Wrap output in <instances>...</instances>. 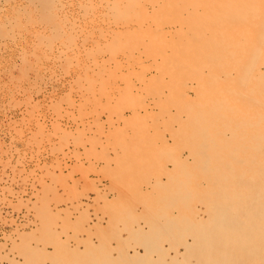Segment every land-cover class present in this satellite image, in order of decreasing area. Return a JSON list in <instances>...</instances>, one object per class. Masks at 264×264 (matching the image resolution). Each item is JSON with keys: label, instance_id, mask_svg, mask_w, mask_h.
<instances>
[{"label": "rangeland", "instance_id": "374dc122", "mask_svg": "<svg viewBox=\"0 0 264 264\" xmlns=\"http://www.w3.org/2000/svg\"><path fill=\"white\" fill-rule=\"evenodd\" d=\"M122 1L43 0L50 6L44 11L42 1L0 0V264H24L26 252L48 246L82 253L87 240L117 257L143 251L131 229H150L170 169L187 158L191 125L183 121L207 115L199 109L204 96L192 87L209 89L220 68L197 76L194 52L202 45L195 29L185 24L183 34L175 32L159 6L150 4L139 18L137 0ZM158 24L164 30H154ZM180 124L185 137L175 136ZM221 128L232 134V127ZM157 149L163 153L156 156ZM83 157L114 167L73 165ZM194 159L188 157L187 168L196 182L202 179ZM58 171L60 180L53 179ZM127 171L139 177L131 195L122 193ZM77 172L104 173L110 182L94 179L92 187L73 192ZM187 205L192 213L206 207L198 197ZM175 243L162 242L170 256Z\"/></svg>", "mask_w": 264, "mask_h": 264}, {"label": "bare ground", "instance_id": "6f19581e", "mask_svg": "<svg viewBox=\"0 0 264 264\" xmlns=\"http://www.w3.org/2000/svg\"><path fill=\"white\" fill-rule=\"evenodd\" d=\"M36 1L39 5L43 2ZM150 4L160 7L164 23L175 27V32L183 34L185 24L195 29L192 32L200 39L197 44L202 45L194 52L197 76L216 66L220 71L212 72L209 89L192 87L204 96L199 109H205L207 115L199 113L201 117L197 118L194 113L190 120L183 121L191 125L188 136L181 133L185 129L182 124L174 131L177 137L187 136L189 153L185 160H175L169 173V190L163 189L156 196L150 229H131L146 249L119 258L110 254L92 263L264 264V0H137L134 7L141 10L139 18L145 17ZM42 5L44 11L50 7L46 2ZM175 15H179L176 20ZM163 27L158 24L153 29ZM186 54L187 58L191 53ZM224 81L229 89H221ZM232 97L236 104L230 102ZM192 109L183 108L187 112ZM221 126L232 127V134L223 132ZM162 150L157 149L156 156ZM191 155L198 163L193 169L202 179L196 182L187 168ZM194 197L206 207L192 213L187 204ZM163 241L177 242L183 250L174 244L176 252L170 256ZM90 250L96 249L91 245ZM152 251L159 253L158 258Z\"/></svg>", "mask_w": 264, "mask_h": 264}, {"label": "crops", "instance_id": "0c3cea01", "mask_svg": "<svg viewBox=\"0 0 264 264\" xmlns=\"http://www.w3.org/2000/svg\"><path fill=\"white\" fill-rule=\"evenodd\" d=\"M77 134V133H76ZM81 150V149H80ZM103 149L99 148L98 151H102ZM104 151V150H103ZM113 153L109 155V158H113ZM102 157H107L106 155ZM101 157V158H102ZM85 158L83 157L80 160H77L76 158L73 159L72 163L73 165L78 164L80 161L81 163L86 164V167H88L91 163L96 166L95 168L100 170H111L114 167V162L107 160V161H100V160H84ZM129 162V161H128ZM111 163V164H109ZM130 163V162H129ZM106 174L101 173L97 174L96 177H92L91 173L85 176V172L79 177V173L72 175L71 180V188L73 192H81L83 191V188H90L92 187V181L91 180H99L102 179L105 184H109L110 179L105 178ZM61 177V172H57V174L53 177V179H59ZM82 178H87L90 181H85ZM138 174L132 173L131 171L126 173L125 175V180H130L125 187H123L122 193L125 195H131L137 192V187L136 184L133 182L134 179H138ZM82 179V180H81ZM117 193V192H116ZM85 237V236H84ZM66 237H63L65 239ZM86 238V237H85ZM93 241L96 242L97 245V240L96 238H93ZM87 243L89 245V250L79 253L75 251H69V250H64L63 252L59 251H54L52 247L48 246L47 251L44 250H39V251H32V252H26V262H24V258H21V262H24V264H93L95 259H104L105 256L110 255L106 249H97L94 251L90 250V246L92 245V240H87ZM72 246V243H71ZM95 246V245H94ZM93 246V247H94ZM133 254V252H131ZM114 258H117V254L115 253L114 255H111ZM70 258V259H69Z\"/></svg>", "mask_w": 264, "mask_h": 264}]
</instances>
